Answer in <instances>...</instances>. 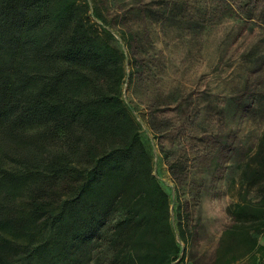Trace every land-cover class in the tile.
<instances>
[{
	"label": "trees",
	"instance_id": "1",
	"mask_svg": "<svg viewBox=\"0 0 264 264\" xmlns=\"http://www.w3.org/2000/svg\"><path fill=\"white\" fill-rule=\"evenodd\" d=\"M115 43L93 0H0V139L27 154L0 146V264H89L86 245L121 209L110 264L184 263L186 232L124 98L128 56ZM85 134L112 140L98 147ZM242 171L261 197L241 185L227 207L220 264H264V131Z\"/></svg>",
	"mask_w": 264,
	"mask_h": 264
},
{
	"label": "rangeland",
	"instance_id": "2",
	"mask_svg": "<svg viewBox=\"0 0 264 264\" xmlns=\"http://www.w3.org/2000/svg\"><path fill=\"white\" fill-rule=\"evenodd\" d=\"M93 3L128 56L124 98L136 108L155 174L170 193L173 222L182 220L183 264H220V240L233 223L227 207L238 201L241 185L248 198L261 197L242 169L264 131V0ZM85 136L98 147L112 140ZM0 146L10 156L27 155L11 141L0 139ZM124 214L112 213L100 243L86 245L89 264L111 263L110 242ZM257 237L264 244V235ZM234 264H250L249 256Z\"/></svg>",
	"mask_w": 264,
	"mask_h": 264
},
{
	"label": "crops",
	"instance_id": "3",
	"mask_svg": "<svg viewBox=\"0 0 264 264\" xmlns=\"http://www.w3.org/2000/svg\"><path fill=\"white\" fill-rule=\"evenodd\" d=\"M240 261V260H239Z\"/></svg>",
	"mask_w": 264,
	"mask_h": 264
}]
</instances>
